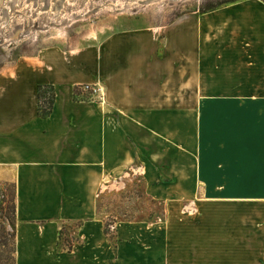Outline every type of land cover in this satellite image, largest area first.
I'll use <instances>...</instances> for the list:
<instances>
[{
    "label": "crops",
    "instance_id": "1",
    "mask_svg": "<svg viewBox=\"0 0 264 264\" xmlns=\"http://www.w3.org/2000/svg\"><path fill=\"white\" fill-rule=\"evenodd\" d=\"M258 18L249 54L234 63V93L264 91ZM68 35L0 57V182L14 187L16 264H264V195L196 190L264 189V99L188 100L195 87L178 88L176 71L187 52L165 41L163 52L161 38L143 30ZM48 85L56 99L43 117L39 88ZM88 85L103 98L76 101L75 88ZM210 114L223 121L226 144L214 164L197 158L201 148L178 146V124H199L202 133ZM138 162L152 196L189 200L192 211L164 224L120 220L111 239L98 198ZM161 174L167 183H158Z\"/></svg>",
    "mask_w": 264,
    "mask_h": 264
},
{
    "label": "rangeland",
    "instance_id": "2",
    "mask_svg": "<svg viewBox=\"0 0 264 264\" xmlns=\"http://www.w3.org/2000/svg\"><path fill=\"white\" fill-rule=\"evenodd\" d=\"M260 14L264 15V0H0V57L16 58L34 41L38 46L57 43L58 39L64 41L70 38L68 29L75 33L92 29V33L101 34L143 30L161 38L163 52L171 46L178 52H187L178 54L176 71L178 88L186 85L196 89L189 92L188 100L264 99V91L230 90L233 79L240 80L238 65L234 63L249 54L248 42L254 41L251 39ZM189 56H199L201 60L193 61ZM192 73L197 74V82L190 83ZM82 91L85 98L99 100L93 90ZM218 121L210 114L202 133L199 124H178V146L201 148L198 159L217 163L218 158H224L218 153L226 146L223 132L218 131L223 121ZM177 149L176 158L183 161L184 152ZM146 166L136 163L100 193L98 209L108 215L105 231L111 239L116 236V223L120 220L164 224L169 215L184 217L192 211L189 200L152 196L147 187ZM168 181L169 177L161 174L158 183ZM161 190L166 196L174 191ZM187 190L190 189H182ZM196 190L199 195L223 198L264 195L261 188ZM15 224L14 187L0 182V259L6 254L13 257Z\"/></svg>",
    "mask_w": 264,
    "mask_h": 264
},
{
    "label": "trees",
    "instance_id": "3",
    "mask_svg": "<svg viewBox=\"0 0 264 264\" xmlns=\"http://www.w3.org/2000/svg\"><path fill=\"white\" fill-rule=\"evenodd\" d=\"M83 87H76L74 90V98L76 101H84V100H91L88 98H85L82 96ZM56 99V92H55V87L52 85L48 86H40L39 88V114L40 116L47 117L49 116L54 107ZM15 229V227H14ZM108 232L106 231V234ZM16 248L15 251L13 252V257L6 254L2 259H0V264H16Z\"/></svg>",
    "mask_w": 264,
    "mask_h": 264
},
{
    "label": "built area",
    "instance_id": "4",
    "mask_svg": "<svg viewBox=\"0 0 264 264\" xmlns=\"http://www.w3.org/2000/svg\"><path fill=\"white\" fill-rule=\"evenodd\" d=\"M85 89H91L93 90L95 96L99 97V99H102L103 98V94L101 93V89L99 87H96V86H86ZM84 89V90H85Z\"/></svg>",
    "mask_w": 264,
    "mask_h": 264
},
{
    "label": "bare ground",
    "instance_id": "5",
    "mask_svg": "<svg viewBox=\"0 0 264 264\" xmlns=\"http://www.w3.org/2000/svg\"><path fill=\"white\" fill-rule=\"evenodd\" d=\"M65 29V28H64ZM63 30V29H62ZM66 32V31H65ZM63 36V35H62Z\"/></svg>",
    "mask_w": 264,
    "mask_h": 264
}]
</instances>
